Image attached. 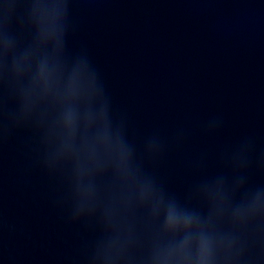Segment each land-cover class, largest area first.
I'll return each instance as SVG.
<instances>
[{"label": "water", "instance_id": "1", "mask_svg": "<svg viewBox=\"0 0 264 264\" xmlns=\"http://www.w3.org/2000/svg\"><path fill=\"white\" fill-rule=\"evenodd\" d=\"M0 264H264V0H0Z\"/></svg>", "mask_w": 264, "mask_h": 264}]
</instances>
